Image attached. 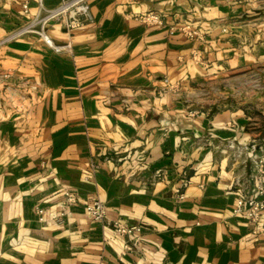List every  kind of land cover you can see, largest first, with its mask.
<instances>
[{
	"label": "crops",
	"instance_id": "0c3cea01",
	"mask_svg": "<svg viewBox=\"0 0 264 264\" xmlns=\"http://www.w3.org/2000/svg\"><path fill=\"white\" fill-rule=\"evenodd\" d=\"M88 5L69 34L48 26L70 44L54 53L32 34L5 39L35 0H0V264H264V234L232 212L234 183L250 190L252 156L264 160V113L201 98L264 60V0ZM147 12L163 24H141ZM182 23L201 40L168 33ZM62 190L77 201L58 218ZM91 199L101 222L84 213ZM115 219L140 227L135 250Z\"/></svg>",
	"mask_w": 264,
	"mask_h": 264
},
{
	"label": "built area",
	"instance_id": "2783aa9c",
	"mask_svg": "<svg viewBox=\"0 0 264 264\" xmlns=\"http://www.w3.org/2000/svg\"><path fill=\"white\" fill-rule=\"evenodd\" d=\"M35 13L20 28L11 32L5 39L10 40L25 34L35 35L41 43L54 53L69 51L70 44L68 42L56 44L48 35L47 28L50 24L58 23L61 28L69 34L83 25L91 21L89 11V0H65L58 6L45 9L42 6V0H35ZM22 15L28 14V6L25 2L21 4ZM137 20L145 26H161L163 24L161 18L153 12H147L137 17ZM178 32L186 39L201 40L202 36L196 28L187 23L179 25H171L168 33ZM25 87H29L26 81L20 83ZM253 146L250 152H253ZM252 171L249 178L250 190L241 188V184L234 183L236 188V198L232 206L234 214L241 215L251 225V233L255 235L264 234V160L262 156H252ZM59 203L57 204L56 216L59 218L65 214L66 210L75 205L77 198L75 194L69 190H62L59 193ZM182 195H179V199ZM37 219L43 220V210L35 208ZM84 213L95 221H103L105 218V208L97 199H91L84 206ZM111 230L118 236L124 238L123 249L133 251L140 243L138 225H126L122 221L115 219L110 223Z\"/></svg>",
	"mask_w": 264,
	"mask_h": 264
},
{
	"label": "rangeland",
	"instance_id": "374dc122",
	"mask_svg": "<svg viewBox=\"0 0 264 264\" xmlns=\"http://www.w3.org/2000/svg\"><path fill=\"white\" fill-rule=\"evenodd\" d=\"M216 85L215 89L201 91V98L217 100L218 110L224 105L240 106L250 118L264 113V60L242 72L217 78Z\"/></svg>",
	"mask_w": 264,
	"mask_h": 264
}]
</instances>
